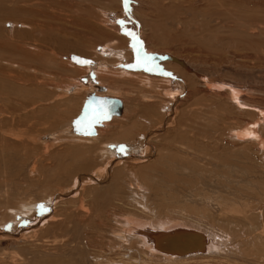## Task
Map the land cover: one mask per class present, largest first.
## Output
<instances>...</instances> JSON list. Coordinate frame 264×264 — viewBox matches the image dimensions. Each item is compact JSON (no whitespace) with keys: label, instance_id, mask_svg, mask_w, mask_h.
Masks as SVG:
<instances>
[{"label":"rangeland","instance_id":"rangeland-1","mask_svg":"<svg viewBox=\"0 0 264 264\" xmlns=\"http://www.w3.org/2000/svg\"><path fill=\"white\" fill-rule=\"evenodd\" d=\"M135 1V4L142 2L144 6L143 10L141 7L138 10V18L133 14L135 6L132 5L131 0H0V66L4 64L7 72L10 70L19 72L18 70L22 68L25 74H29L32 82L30 86L36 89L35 95L33 94L34 99L31 92H23L19 97H23L24 100H38L34 105L38 110L33 118L36 131L20 133L16 136L13 132L10 133V126H5L4 130L8 132H6L8 136L6 142L11 145H7L3 150L2 155H8V157H4L2 161L10 157L11 165H3L0 169V206L6 203L7 206H18L19 200L28 195L37 200L44 198L51 191L56 194L64 193L63 196L54 200V203L47 199L35 205L39 215L31 218L29 225H36L42 218L51 217L57 202L59 207L76 208L75 212L82 207L80 205L82 200H92L102 193L104 197L105 193L109 195L111 189L107 190V186L110 180L114 179L109 178L117 174V183L121 185L119 188H121L123 202L114 201L115 203L108 206L109 208L114 206L115 212L132 211V209L136 212L141 211V202L147 201L148 206L161 215L160 218L164 217L163 220L169 219L168 214L179 215V217L188 218L191 223L201 224L203 228L222 234L223 241L220 240L219 247L222 246L224 249L215 251L218 254L213 253L211 258L204 259H182L172 264H193L192 262L194 264H264V257L258 255L261 251L262 254L264 253V245H261L264 242V239L262 240L264 238V229H262L264 227V176L257 173L258 179H255V176L247 173L248 171L243 167L222 162V159L226 157L227 160L228 157L229 160L242 161L264 171V167L260 166L256 158L261 155L264 159V0ZM163 3H173L178 6L181 4V7L173 12L174 9H163ZM121 5L122 10H120ZM115 35H123L127 38V40L121 37L117 39L120 40V47L123 45L128 47L131 52L130 60L120 58L119 61H115V58L108 59L106 54L104 55L105 51L100 45L109 38H115ZM98 53L102 55L100 60ZM166 53L179 56L178 58L190 68L188 71L185 69L190 74L187 73L185 76L177 74L178 66L174 64L169 66ZM110 59L112 62L108 64L107 60ZM142 60L148 66L153 63L155 71L160 74H157L158 77L168 79L166 82L170 85H181L185 77L187 86L184 88V93L188 92L191 98L188 103L184 101L178 104L177 109H179L172 116L169 109L172 103L170 102L171 105L164 103L162 113L170 117L162 118L161 116L162 119L157 117L156 121L154 120L155 124L150 129H160L161 132L158 131L159 133L153 135L151 133L148 143L144 142L147 145L132 146L128 143L106 145V150L113 155L109 158L106 154L103 155L102 148L105 146L103 143L117 139L124 140V138L121 137L122 135H117L114 130L111 133L108 131L112 128L116 130V121L110 123L108 128H103L94 125V119L83 118L82 100L95 93L90 92L89 89L82 91L84 94L82 97V94L74 96L73 93L78 88L75 85L81 81L83 85L102 87L99 79L100 68L113 69L115 73L109 74L113 76L117 75V71L123 70L131 73L140 72L144 75L153 73L150 67L148 68L150 72L144 68L141 70L140 61ZM79 67L83 71L77 72L76 69L81 70ZM6 75L0 70L1 84L6 82ZM119 77L125 78V76L117 78ZM199 77L202 81L198 80ZM225 80L234 84L237 90L234 92L230 88L228 92L227 86L221 87V90L220 87L216 89V86H212L215 81L219 83ZM203 84L212 86L214 91H219L213 94V89L209 90L207 86L205 87L208 89H203L205 88ZM196 88L198 91L194 90ZM195 91L196 95H194ZM229 100L230 102L245 100L244 103L247 104L230 103L231 106L228 107ZM51 101L54 103L52 104ZM0 103L4 104L1 98ZM9 116L6 117L9 118ZM7 127L9 128L6 129ZM246 127H253L258 134L256 139L237 141L235 138L228 137L229 133ZM25 128L26 126L22 129ZM118 129L122 130V128ZM182 129L189 134L200 135L202 142L209 139L211 145L200 144L194 139V148L185 149L184 146L182 148V144L181 146L178 144L180 141L186 142L187 145L191 144L186 136L181 139H179L181 135L174 136L173 133ZM211 130H213L211 139L203 137L205 135L203 131ZM140 132L146 133L147 128L140 127L138 132L129 137L135 139ZM32 133H34L33 136H31ZM217 133L223 136L226 145H223L221 141L220 144L216 143L218 145L212 143L216 142L219 136ZM92 137L95 139L92 140ZM158 142L162 145L159 146ZM168 144L172 146L169 147ZM248 144L254 145L257 150L245 147L246 145L249 147ZM45 148L49 150L45 152ZM144 149L148 150L147 154L151 156L150 158L145 157ZM159 151L166 155L165 159H159ZM131 156L140 157V160L135 159V161L142 160V162L130 164L134 160L129 158ZM116 159L120 162H114ZM125 159H129V165L123 164L122 160ZM107 163L111 164L110 173L102 170ZM34 165L35 173L40 175L31 172ZM125 165L128 168H121ZM90 175L98 179L90 180ZM146 176H149L148 185L143 182L144 188H141V182L144 181L142 179ZM78 177L84 180L81 186L73 194H66L71 187L74 188V185H77ZM120 180L125 183L121 184ZM110 199L104 202L105 207ZM4 210L2 209L1 212ZM235 210H247L249 215L254 214L259 224L252 222L253 226H248L246 221H238V218L234 216ZM13 214L15 215L14 212ZM15 216V219L0 225V233L8 234L23 230L22 228L28 222L27 215L16 213ZM222 216L224 218L229 216L225 218L226 223ZM75 218V216L72 217V220ZM46 222L47 219L40 223L43 225ZM18 223L23 224L17 226ZM72 227H74L73 221L68 225L63 224L60 228H52L47 232L48 236L45 234L46 242L40 245L41 249L37 248L33 252L27 250L26 242L29 238L24 239L23 235H20L15 245L16 243L12 242L14 238L1 236L0 253L5 255V260H1L0 264H15L16 261L18 262L16 264H31L35 256L52 258V255L69 259L71 264L72 262L96 264L87 250L84 252L85 256L79 252L74 254L70 251L73 245L71 243L65 245L68 236L74 233L73 229H70ZM247 230L256 236L251 235ZM252 236L254 239L251 238ZM229 242L230 245L227 244ZM258 248L261 249L258 250L259 252L256 251ZM208 258L211 260L209 261ZM216 259L222 261L217 262ZM142 261L145 262V260ZM142 261L135 264H171L169 261L161 260L145 263Z\"/></svg>","mask_w":264,"mask_h":264},{"label":"bare ground","instance_id":"bare-ground-1","mask_svg":"<svg viewBox=\"0 0 264 264\" xmlns=\"http://www.w3.org/2000/svg\"><path fill=\"white\" fill-rule=\"evenodd\" d=\"M131 1L133 3L132 5L135 6V7H133L134 8L133 14H134L135 17H137L138 14H139L138 10L140 9V7H141V10H143V8H144V6L142 5L143 3L142 2H137L135 4V2H136L135 0H131ZM180 5L178 6V5H175L173 3H171V4H169V3L166 4L165 3L164 5H162V7H163V9H166V10H173L174 9L173 10V12H174L176 8L181 7ZM150 9H151V7H150ZM120 10H122V5L120 7ZM29 25L30 24H28V26ZM141 30H143L142 25H141ZM142 32L143 31H141V33ZM115 36H116L115 37L116 39L115 38H111V39L109 38V39H107V41L103 42L100 45V46H102L101 49L103 51H105L104 55L106 54L108 59L109 58H115V61H119L120 58H126V59L130 60L131 52L129 51L128 47L127 46L123 47L125 45L120 47V45H119L120 44V42H119L120 40L117 39V38L121 37V38H125L127 40V38L123 37V35H121V36L115 35ZM147 38L149 39V36H147ZM146 41H148V40H146ZM148 42H151V41L149 40ZM123 44H124V42H123ZM42 47H44V46H42ZM172 50H174V49H172ZM157 51H155V52L158 53L161 50H159L158 52ZM98 54H97V56H98V58L100 60L102 55L100 53H98ZM177 55H179V54H177ZM166 56H167L166 60L168 61L169 66L173 65V64L178 66V69H177L178 73L177 74L185 76V74L188 73V72H186V70L188 71V69H190V68H188L187 65L183 63V60L181 61L178 58L179 56H176V55L170 54V53H168ZM107 62L109 64L112 61L110 59V60H107ZM145 63L146 62L144 60L140 61L141 70H143V68L144 69H148L150 67L151 69H153V71H152L153 73H151L150 75H144V74H142L140 72L131 73V72H128V71H125V70L120 71V72L117 71L116 74L118 76H121V77L125 76L124 79H120V77L117 78L118 77L117 75H115V76L109 75L110 73H115L114 70L111 69V68H100L99 69V73L100 74L98 73L99 74V79H100V81L102 83L101 86L104 87L105 90H101V87H99V86H97L96 87L97 89H96L95 86L94 87H90V86H88L86 84L83 85L81 81H79V82L77 81L78 83L75 85L78 88L74 91V93L72 92L74 96H76V95L79 96V95L82 94L81 95V97H82L84 95L82 93V91H88L90 89V92L95 93L94 95L102 96V97H113V98L119 99L121 101V104H122L121 113L119 115L111 117L110 120H97L95 117L91 116L86 111V107L85 106H86L88 100L90 99L91 94H90L89 97H86V98H84L82 100L83 103L81 102L82 105H83V108H84V111L81 112L82 115H84L83 118H85V117H87V119H91L92 118L95 121L94 125H96L97 127L98 126L99 127L102 126L103 128L104 127L108 128L110 123L112 124V122L116 121V124H115L116 125V130L114 128H112V129H110L108 131L111 133L112 130H114L115 133H117V135L118 134L120 136L122 135L121 137L124 138V140L117 139V140H114V141L104 142L103 144L105 146H103V148H102L104 156L106 154V156L109 157V158L113 157V155L108 150H106V145H108L110 143H118V144H120V143H128V144H130L132 146L145 145L146 143H144V142L148 141L149 136L151 135V133L153 135V134L157 133L158 131H160V129H154V130L150 129L155 124L154 120L156 121L157 117H160V119H162L164 117L168 118V117L172 116V114L175 113L179 109V108L177 109V105L178 104H181V102H184V101L188 103V101L191 98V96H189L187 94L188 92L184 93V91H185L184 88L187 86L186 85L187 82H186L185 77L183 78L184 81H183V83L181 85L180 84L176 85V86L170 85V84H168L166 82L168 80L167 78H166L167 80H165L163 77H158V75H160V74L157 73L158 71H155L156 69H154V67H153L154 64L153 63H150L151 65H149V66H148V64H146L147 65L146 66ZM19 68H21V67H19ZM79 68L81 70L76 69V70H78L77 72L83 71V69L81 67H79ZM21 69L18 70L19 72L11 71V70L7 72V70L4 67V64H3V66H0L1 72L3 74H7L6 75V77H7L6 82L2 83V84L0 83V98L4 101V104L0 103V169H2L3 165L11 163V158L10 157L8 159H6V161L5 160L2 161L4 157H8V155L7 156H3L2 155L3 150L7 147V145H11L10 143L6 142L8 136H6V132L7 131L4 130L5 126H10V130H9L10 133L12 134V132H13L16 136H19L20 133H31L33 131H36L34 129V126H33L34 125L33 118L35 117L36 110H38V108H35L36 106H34V105H36V102L38 100L37 101L30 100V99L29 100L28 99L24 100L23 97L22 98L19 97V95L21 93H23V92H26V93L31 92V94L33 96V99H34V95H35V90L36 89L34 90L33 87L30 86V83L32 84L30 75L27 74V73L25 74ZM149 69H148V71H149ZM13 70H15V69H13ZM157 70H158V68H157ZM191 70H193V69H191ZM25 72H27V71H25ZM142 72H144V71H142ZM33 73H32V76H34ZM188 74H190V72ZM76 80H78V79H76ZM198 80L202 81L201 77H199ZM27 82H29V84ZM206 83H208V82H206ZM49 85H50V83H49ZM209 85H211V84H209ZM233 85L230 82H226V80L224 82L216 83V81H215V82L212 83V86H214V87L216 86V89L218 87H220V90H221V87L223 88L224 86H227V88L229 89L228 90L226 88L228 90V92L231 89L234 92H235V90H237L235 85L234 86ZM69 86H70V84H69ZM203 86H204V84H203ZM205 86H207V85H205ZM212 86H210V87L207 86V87L209 88V90L213 89V91H214V88H212ZM236 86H238V85H236ZM43 87L46 88V86H43ZM207 87H205L203 89H206ZM50 89H52V88H50ZM74 89L75 88H73V90ZM121 89H125V90H128V91L124 92V90L122 91ZM97 90L100 91L101 93H99ZM194 90H197V88L194 89ZM201 91H204V90H201ZM217 91H219V90H217ZM217 91H214L213 94H215V92H217ZM65 92H67V91H65ZM57 93H58V91H57ZM194 93H195L194 95H196L197 92L195 91ZM207 94H209V92H207ZM213 94H211V95H213ZM220 94H221V91H220ZM225 94H227V93H225ZM226 99H228L227 96H226ZM230 100L227 103V104H229L228 107H230L231 104L235 105V103L236 104H241V105L247 104V103H244L245 100L243 102L241 101L243 99L239 100V102H230ZM170 102L172 103V107L170 106V108H169L171 115L168 116V114H166V113L163 114L162 113V108H164V106H165L164 103H167V105H169ZM53 103L54 102H52V104ZM56 103H57V101H56ZM42 105L43 104H41V106ZM45 106H47V105H45ZM54 106L55 105H53V107ZM246 106H248V105H246ZM246 106H245V108H248ZM238 107H233V108L237 109ZM46 109H48V108H46ZM241 110H243L242 107H241ZM42 111H44V110H42ZM37 112H39V111H37ZM6 114L10 115L9 118L6 117L7 116ZM161 116H162V118H161ZM213 117H215V116H213ZM24 119L26 120V122L24 121ZM215 125H216V123H215ZM217 125H219V124L217 123ZM25 126H26V128L22 129ZM110 127H112V126H110ZM140 127L145 128V129L147 128V132L146 133L145 132L137 133L138 135H137V137L135 139L131 138L133 133L138 132ZM219 127H221V126H219ZM8 128L9 127H7L6 129H8ZM118 128H122V130H119ZM215 129L217 130L218 128L216 127ZM99 130H100V128H99ZM108 131H107V133H108ZM212 132H213V130H211V131H203L202 133L205 134V135L204 136L202 135V136L203 137H209L211 139L213 137ZM34 133H32L31 136H33ZM173 134H174L175 137H178V136L181 135L179 139L185 138V136H186V138L191 142L190 145H187V143L184 142V141L183 142L180 141L178 143V144H180V146L182 144V148L185 147V149L186 148H194V145H195L194 144V139H196L198 141V143H200V144H205L207 146L211 145V142L208 141L209 139L207 141L204 140L205 143H203L204 141L202 142L200 140L201 139L200 135H198V134H189L188 132L184 131L183 129L181 131L177 130V132H175ZM217 134L219 135V133H217ZM120 136H118V137H120ZM129 136H131V137H129ZM229 136L231 138H233V139L235 138V140H237V141L238 140L246 141V140H249V139H250L249 141H252V139H256L257 138L258 134H257V132L255 130H253V127H246V128H243V129H241L239 131H233V132L229 133L228 137ZM139 137L141 139H139ZM224 137H225V135H224ZM11 138H13V137H11ZM20 139H22V138H20ZM91 139L93 140V139H95V137H92ZM187 139H186V141H188ZM223 139H224L223 136L219 135L216 138V142H212V143H215V144L219 143L220 144V141H221V143L223 142V145H224L225 143H224ZM16 140H17V138H16ZM16 140H15V142H17ZM26 140H29V139H26ZM232 141H234V140H232ZM21 142H19V144ZM28 142L30 143V141H28ZM232 143L235 144V142H232ZM13 144H14V141H13ZM160 145H162V144L159 143V146ZM216 145H218V144H216ZM248 145H249V147L247 145L245 147H247L249 149L252 148L250 150H254V151L257 150V147H254V145H252V146L250 144H248ZM155 146H157V145H155ZM168 146L171 147L172 144H168ZM219 146H221V145H219ZM154 147H152V148H154ZM152 148H151V150H152ZM48 150L49 149L45 148V152H47ZM144 151H145V154H146L145 157H149L150 158L151 156L149 154H147L148 150L144 149ZM113 152H114V150H113ZM1 156H3V157H1ZM158 156H159V159H161V158L165 159L166 155L163 152L159 151L158 152ZM126 158H128V157H126ZM129 158H134L133 162L130 163L132 165H133V163L134 164H136V163L140 164L138 162H142V160L141 161H135V159L136 160H140V157L136 158V157H132L131 156ZM142 158H144V157H142ZM225 158L222 159L223 161L221 160L224 164L243 167V169H246V171H248L247 173H252L255 176V179L257 178V173L260 174L261 176H264V171L258 170L259 168L257 169L256 166H254V165H251V164L247 165L246 163H244L242 161H234L233 159L229 160L228 157H227V160H226ZM256 158L258 159L257 161L259 162L260 166L264 167V159L262 158V156L261 155L260 156H256ZM116 160L114 162H116V163L120 162L119 159H116ZM248 160H250V159H248ZM128 161H129V159H125L124 161L122 160L123 164H126V165H129ZM122 162H121V164H122ZM144 162H145V160H144ZM106 165L107 166L105 168H103L102 170H103V172L106 171L107 173H110L111 164L107 163ZM112 165H113V162H112ZM125 166L121 167V168H124V169L128 168L127 166L126 167ZM39 171H40V168H39ZM31 172L33 174L36 172V166L35 165L32 166ZM96 173H98V172H96ZM119 173H120V171H119ZM128 173H130V172L128 171ZM35 174H37V173H35ZM37 175H40V174H37ZM107 175H109V174H107ZM90 177H91L90 180L98 179V178H95V176H92V175H90ZM148 177L149 176H146L144 179L141 178L142 180H144L142 182L139 181V184L142 183V187L141 188H144L143 182L144 183L146 182V184L148 185V183H147L149 181ZM120 178H121V176H120ZM130 178H132V177H130ZM109 179H113V180H110L111 182L109 181L110 183H109V186H107L108 188L106 187L107 190L111 189V192H110L109 195H107L105 193V197H104V196H102L103 195V193H102V195H99L98 197L95 196L92 200L86 199V201L88 200L87 202L82 200V203L80 204L82 207L79 209V211H75V212H74V209H76V208L73 209V207H70V206H66L67 208L59 207V205H58L59 202L56 203V201H55L56 205H55V207L53 209L51 217L48 218V216H46V217L42 218L38 223H36V225L35 224L34 225H29V223H30V221H32L33 217L39 215V210L35 209V205L39 204L40 202L46 201L47 199H50L54 203V200H56L59 196H63L64 193H60V194L57 193L58 194L57 195L55 192L51 191L44 198L37 199V200L34 197H32L31 195L30 196L28 195L27 197L26 196L22 197L19 200L18 206H14V207L7 206L6 205L7 203L2 205V206H0V225L5 224L8 220L15 219L16 213H18V214L19 213H23V214L27 215V217H28V222L25 225V227L22 228L23 230H21L19 232H14V233H8V234L7 233H0V237L1 236H10V237L14 238V240L12 242L16 243L15 245H17L19 236L23 235L24 239L25 238H29V240L26 242L27 243L26 245L28 247L27 250L29 249L28 250L29 252L30 251L33 252L35 249L40 248L41 247L40 245L43 244V242H46L45 234H47V232L49 230H51L52 228H60L63 224H67L68 225L69 223H72V221H73V226L74 227H72L70 229H73L74 233L72 235L70 234L68 236L67 241L65 240L66 241L65 245H67V243L68 244L71 243L73 246L71 247L70 251H71V253H74V254H75V252H79V254H84L85 250H87V253H89L91 255V257L95 260L96 264H135V263L141 262L142 260H145V262L146 261L147 262L148 261H152L153 262V260H157V262H159L158 260L169 261L172 264V262H174V261H178V260H182V259H188V258L189 259H191V258L204 259V258L210 257L213 253H215V251H218L219 249H222V248L224 249V247H222V246H221V248L219 247L220 246V240L222 239V236H221L222 234H219L218 232L210 230L209 228H206V227L203 228V227H201V224L191 223V221L190 222L188 221V218L185 217L187 219L186 220L183 216L179 217V215H172V214L170 215V214H168L169 215V219L168 220H165V219L163 220L164 217L160 218L161 215L159 213H157V210H155L152 207L148 206V204L146 203L147 201L145 203L141 202V205H142L141 206V209H142L141 211L138 210L136 212V211H134L132 209V211L115 212V209L113 208L114 206H112L110 208L108 206L110 204H112V203L117 202V201L123 202V199H121L122 196H121V193H120L121 192V188H119V187H121V185L119 186L118 183H117V179H118L117 174H115L114 177L109 178ZM82 181H84L83 178L78 177L77 180H76L77 185H74V188L71 187L66 192V194H68V193L69 194L70 193L73 194L74 192H76L78 190V188L81 186ZM100 181L98 183H100ZM121 181L122 180H120V182ZM122 183H125V182L122 181L121 184ZM136 183L138 184L137 181H136ZM75 186H76V188H75ZM87 195H86V198H87ZM84 196H83V198H84ZM89 197H92V196H89ZM109 198H111V199L106 203V207H105V203L104 202L107 199H109ZM144 198H146V196ZM137 208L138 207H136V209ZM2 209H5V210L1 212ZM9 210H10V212H9ZM13 212L15 213V215L13 214ZM234 213H235L234 216L236 218H238V221H246V224L248 226H250V225L253 226L252 222H255V223L259 224L258 223L259 222L258 218L254 214L251 215V213H250V215H249L247 213V210H238V211L235 210ZM74 216L76 217L75 218L76 221H75V219L72 220V217L74 218ZM167 216H165L166 219H167ZM227 217H229V216H225V218H227ZM222 218H224V217L222 216ZM45 219H47V222L43 223V225H41L40 222H43ZM233 221H235L234 218H233ZM224 222L226 223V219L224 220ZM228 222H230V221H228ZM263 223H264V221H263ZM22 224L23 223H18L17 226L18 225H22ZM17 226L15 228L16 231L18 230ZM251 228H253V227H251ZM258 229H259V227H258ZM262 229H264V227H262ZM26 230H28V232H26ZM247 231L251 233L250 230H247ZM228 232H229V230H228ZM259 232H261V231H259ZM262 232H263V230H262ZM179 233L180 234H188L187 235L188 237L193 236V238H191V243L192 242L194 244L198 243L200 247H198L197 249L194 247V250H187L188 248L184 247L185 244L183 245V243H181L179 241L178 242H171V243L167 242L168 239H170V238L177 239L179 236H181ZM252 234H254V233H251V235ZM249 235H247V236H249ZM47 236H48V234H47ZM254 236H256V234H254ZM254 236H252L251 238H253ZM262 236H260V237H262ZM229 238H230V236H229ZM247 239L249 240V237H247ZM263 239L264 238H262V240ZM224 240H226V239L224 238ZM222 241H223V239H222ZM188 242H189V240H188ZM224 244H225V242H224ZM227 244L230 245V242L227 243ZM261 245H264V242L261 243ZM20 248H21V246H20ZM258 250H259V248L256 251L259 252L261 249L259 251ZM135 252H137L138 254L135 253ZM218 252H216V253L218 254ZM216 253H215V255H216ZM220 254H221V252H220ZM263 254H262V251H261L258 255H261L259 257H262V256L264 257ZM85 255H86V253L84 254V256ZM4 256L2 255V253H0V261L1 260H3V261L5 260ZM236 257H237V255H236ZM221 258H223V257H221ZM218 259H219V257H218ZM23 260H24V258H23ZM23 260H22V263H23ZM208 260L210 261L211 259L208 258ZM192 261H193V259H192ZM192 261L190 260V262H192ZM219 261L217 260V262H219ZM16 262H14V263L16 264ZM19 262H21V261H19ZM142 262H144V261H142ZM192 263L194 264V262H192ZM261 263H262V261H261ZM31 264H71V261H69V259H64L63 257L59 258L58 256H55V255H52V258L51 257L48 258L46 256H40V257H36L35 256L34 260H33V262ZM72 264H74V263L72 262Z\"/></svg>","mask_w":264,"mask_h":264},{"label":"water","instance_id":"water-1","mask_svg":"<svg viewBox=\"0 0 264 264\" xmlns=\"http://www.w3.org/2000/svg\"><path fill=\"white\" fill-rule=\"evenodd\" d=\"M101 90H104V87H101ZM86 111L97 120H110L111 117L119 115L121 113V101L113 97H102L97 95H92L86 104ZM180 234V233H179ZM177 239L170 238L167 242H181L183 243L187 250H194V247L197 249L199 246L198 243H191V238L188 237V234H180ZM190 238V239H189ZM177 240V241H176ZM189 240V242H188Z\"/></svg>","mask_w":264,"mask_h":264},{"label":"snow or ice","instance_id":"snow-or-ice-1","mask_svg":"<svg viewBox=\"0 0 264 264\" xmlns=\"http://www.w3.org/2000/svg\"><path fill=\"white\" fill-rule=\"evenodd\" d=\"M84 63H87V61H84Z\"/></svg>","mask_w":264,"mask_h":264}]
</instances>
